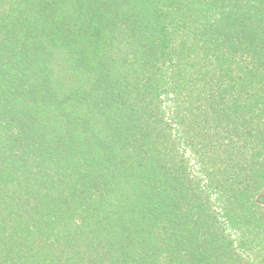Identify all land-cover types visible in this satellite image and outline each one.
<instances>
[{
  "label": "trees",
  "instance_id": "obj_1",
  "mask_svg": "<svg viewBox=\"0 0 264 264\" xmlns=\"http://www.w3.org/2000/svg\"><path fill=\"white\" fill-rule=\"evenodd\" d=\"M264 0H0V264H264Z\"/></svg>",
  "mask_w": 264,
  "mask_h": 264
},
{
  "label": "rangeland",
  "instance_id": "obj_2",
  "mask_svg": "<svg viewBox=\"0 0 264 264\" xmlns=\"http://www.w3.org/2000/svg\"><path fill=\"white\" fill-rule=\"evenodd\" d=\"M257 202L264 207V188L258 193Z\"/></svg>",
  "mask_w": 264,
  "mask_h": 264
}]
</instances>
